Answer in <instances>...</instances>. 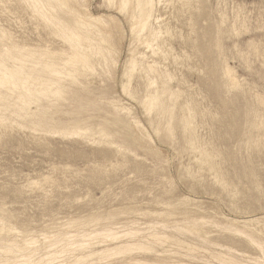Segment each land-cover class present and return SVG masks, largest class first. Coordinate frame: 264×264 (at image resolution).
Instances as JSON below:
<instances>
[{"label":"rangeland","instance_id":"1","mask_svg":"<svg viewBox=\"0 0 264 264\" xmlns=\"http://www.w3.org/2000/svg\"><path fill=\"white\" fill-rule=\"evenodd\" d=\"M179 1H155L151 27L161 35L152 47L132 38L114 4L79 3L92 17L120 25L111 34L114 62L85 76L90 93L84 96L92 106L83 102L85 108L77 111L80 104L66 100L51 115L55 121L85 120L84 128L104 125L112 136L100 142L97 137L47 134L13 123L8 112H0L5 117L0 121V212L10 225L40 237L43 230L94 215L116 214L114 228L136 221L144 229L156 219L171 225L186 214L240 227L245 222L264 239V105L257 99H264V0ZM5 2H0V26L14 40L63 50L60 39L36 17ZM157 43L158 54L151 55ZM130 53L144 55V63H158L157 73L169 75L179 91L169 133L154 111L143 113L146 81L140 66L130 87L122 89ZM226 67L236 86L224 76ZM155 85L160 86L159 80ZM116 117L127 122L134 141L116 125ZM164 212L168 214L157 216ZM213 225L203 230L209 239L254 255L240 237Z\"/></svg>","mask_w":264,"mask_h":264},{"label":"bare ground","instance_id":"2","mask_svg":"<svg viewBox=\"0 0 264 264\" xmlns=\"http://www.w3.org/2000/svg\"><path fill=\"white\" fill-rule=\"evenodd\" d=\"M8 1L36 17L42 22V28L48 30L54 39H60L64 47L56 51L44 44L29 46L14 40L9 31L0 26V112H8L13 123L31 127L34 131L80 136L90 141L97 137V141L107 142L112 134L104 125L84 128L82 124L85 120L55 121L51 114L66 100H71L75 105L80 104L77 111L85 108L83 102L92 106V100L84 96L90 93L85 76L98 66L114 62L113 54L116 51L111 34L116 33L120 25L113 19H110L113 24H109L101 20V17H92L86 12L89 8L85 10L79 4L82 0ZM107 1L123 13L132 38L142 41L147 47H152V41L156 43L159 40L161 30L151 27V21L156 3L162 0ZM3 10L6 12V9ZM11 13L9 15L12 17ZM156 46V53L150 49L151 55L158 54V43ZM142 56L136 57L131 53L126 56L122 89L130 87L128 85H131L132 73L140 66L146 81V95L141 102L144 112H141L149 114L154 111L165 120V131L169 133L179 91L175 89L169 75L157 73L158 63L153 60L144 63ZM224 76L229 79L230 86H236L237 82L228 67L224 69ZM156 80L160 83L158 88L155 87ZM76 85L80 90L73 89ZM257 99L264 105L263 98L257 96ZM113 108L115 111L119 109L115 105ZM116 118V125L126 131L129 140L134 141V133L127 122ZM3 120L5 117L0 116V121ZM133 123V127L139 129V123ZM58 125L62 127L58 128ZM200 157L207 159L203 151H200ZM167 214L164 212L157 216ZM117 219L116 214L85 217L67 221L57 229L43 230V233H39L40 237H36L35 233L10 225L8 216L0 212V264H264V239L247 229L245 222L240 227L231 222H209L204 217L185 214L180 220L173 219L171 225L167 219H156L150 226L146 223L148 227L144 226V229L138 228L140 224H136V221L114 228L118 224ZM207 224H214L219 232L240 237L254 255L209 239L207 232L203 231Z\"/></svg>","mask_w":264,"mask_h":264}]
</instances>
